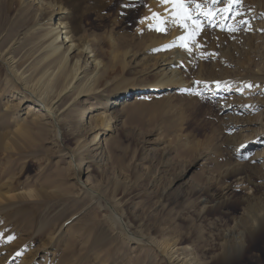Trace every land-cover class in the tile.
I'll use <instances>...</instances> for the list:
<instances>
[{
	"label": "rangeland",
	"instance_id": "1",
	"mask_svg": "<svg viewBox=\"0 0 264 264\" xmlns=\"http://www.w3.org/2000/svg\"><path fill=\"white\" fill-rule=\"evenodd\" d=\"M43 1L79 14V0ZM23 2L0 0V52L35 19L36 6ZM104 3L89 1L90 20L82 28L91 40L124 41L118 54L130 50L129 67L116 66L118 72L99 84L98 94L61 98L58 129L52 120L40 126L35 115L27 117L30 103L18 105L23 94L29 97L23 84L0 80V138L20 149L0 152L6 197L0 251L13 255L8 264L24 259L28 264H175L156 246L171 241L184 248L178 259L264 264V187L258 184L264 178V0H237L230 19L242 24L235 31L205 26L199 17L196 44L201 47L188 42L191 54L179 47V37L187 35L179 23L159 24L160 31L156 19L141 25L154 13L172 14L171 0H121L114 10ZM184 3L193 9L191 0ZM126 12L139 16L127 22ZM32 44L26 38L14 47L17 60L29 57ZM174 54L179 55V83L133 94L123 108L107 105L119 90L154 80L152 74L137 78L129 70L153 68L162 55ZM33 58L24 69L34 66ZM7 69L0 62V79ZM100 111L110 115L112 131L100 129L95 120ZM98 130L103 153L91 148ZM76 165L88 168L81 180ZM87 180L96 195L82 190ZM235 227L240 234L232 237ZM228 239L238 252L224 261Z\"/></svg>",
	"mask_w": 264,
	"mask_h": 264
},
{
	"label": "bare ground",
	"instance_id": "2",
	"mask_svg": "<svg viewBox=\"0 0 264 264\" xmlns=\"http://www.w3.org/2000/svg\"><path fill=\"white\" fill-rule=\"evenodd\" d=\"M89 1L90 0H79V14L74 17L71 15V11L61 4L53 3L46 5L43 0H24L23 6L30 7L31 5L32 7L33 4L36 6L34 9L35 19L33 23H31L32 25L26 29L25 33L22 32L23 34L18 37L12 47L8 48L4 52H0L1 65L5 69L6 67L8 68L7 73L0 80H7V82H11L12 84L15 83L14 85H17V83L23 84L24 92H26L29 97L23 94L20 97L18 105L20 106L22 104L30 103L27 111V117L31 116L30 118H32V116L35 115V119H33V121L37 123V125L47 126L49 124L48 120H52L55 128L58 129V110L56 104L61 100V98L73 92L76 94V100L82 94H98L101 92L98 88L99 84L101 82H109L118 72V70H116V66H121L123 71L125 68L127 69L129 67V62H127V60L131 54L130 50L125 51L122 55L123 57L118 54V51L126 46L124 41L118 40L113 36L91 40L82 28V24L86 26L90 20ZM220 1L221 0L213 6L212 11L214 14L216 13V15H213L211 19L219 21L223 17L226 23L230 21L229 25H235L236 28H238L242 23H239L238 21L233 23L232 18L230 19L234 8L237 6V0H234L232 5H228L226 0L221 4ZM120 2L121 0H107V3H104L103 6L109 10H114L118 8ZM197 3L204 4L203 0H191L192 8H194ZM224 8H228L229 11L227 13L222 12L221 10ZM166 9L168 10V8ZM202 10L207 11L205 9ZM171 13L172 14L167 12L159 13L156 21L162 20L163 24H174L172 23L173 12ZM124 15L127 22H132L139 16L138 13L135 12L132 14L130 12H126ZM151 17L152 16L144 17L141 21V25L144 26L145 24L152 23L154 19ZM201 18L206 20L204 24L207 26L209 18ZM216 28L221 29L220 27ZM26 38H30V41L33 43L29 57L17 60L14 55L16 52V48L14 47ZM105 47H108L109 51L104 52ZM103 49L104 51H102ZM37 52H39V54L35 56V53ZM32 58L34 66H31L30 63L28 65V68L29 66L30 68L28 70L27 68L24 69L26 64ZM178 58L179 55L175 54L171 58L162 55L160 59L154 63L153 68H133L129 70L130 74L136 75L137 78L152 74L154 80L151 82V85L148 86L132 87L123 91L119 90L114 98L108 99L107 105H110L112 108H123L129 104L127 99L133 94L158 92L161 90L160 87L164 83H179V73L176 71ZM233 97L234 95H230V99ZM109 117L110 115L106 116L104 112L101 111L95 115V120L99 123L100 129L104 133L112 131V121H109ZM96 128H98V126H96ZM100 134L101 133L98 130L93 141H91V148L92 151H100L99 153H103L106 152V147L103 143L102 145H98V143L101 142V139H98ZM255 144L258 145L259 141L255 142ZM28 147L30 146L28 145ZM15 150L20 151L15 141L7 140V138L3 136L2 139L0 138V152L9 153ZM76 168L77 179L81 180L85 171L88 173V168L85 169L79 166ZM4 175H10L9 169L5 168ZM12 177L13 176L11 175L10 178ZM2 179L3 177L0 178V180ZM236 179L241 180L242 177L238 176ZM258 184L259 186L264 187V178ZM89 185L90 182L88 180L81 185L84 193L90 194L94 192ZM11 189L12 188H10V190ZM2 191H4V189L0 186V211L4 210L3 208L1 209V207L3 206L4 200H6ZM213 202H215V200ZM214 205L215 204L212 206ZM244 215L248 216L250 214L246 212ZM254 228L255 225L252 221V223L248 225V236H252ZM236 233L240 234V231L235 227L230 236L233 237ZM127 240L140 242V240L133 239L128 235ZM232 242H234L232 239H228L226 240V243H224V247L221 252L222 259H224V261L231 258L233 255H236L238 252V249H236L237 246L233 245L235 242ZM229 243L231 245H228ZM156 246L160 248L159 250H162L165 253L164 255L167 259L169 258L171 262H175V264H199L196 258L178 259L177 253L179 254V251L184 248L178 247L177 242L175 243L170 241L166 244L157 243ZM5 251H7L6 248L0 251V264H8L13 258L11 253H6ZM22 264L28 263L27 261L25 262L24 259Z\"/></svg>",
	"mask_w": 264,
	"mask_h": 264
},
{
	"label": "snow or ice",
	"instance_id": "3",
	"mask_svg": "<svg viewBox=\"0 0 264 264\" xmlns=\"http://www.w3.org/2000/svg\"><path fill=\"white\" fill-rule=\"evenodd\" d=\"M161 3H167L169 0H160ZM219 0H211V4H195V7L189 11L188 6L184 3V0H171L172 7H173V18L172 23H179L182 28H185L187 30L186 36L179 37V40L181 43L179 44V47L186 49L189 54L192 52V48L189 47L188 42H190L192 45H195L196 47H201V45L196 44V36L199 34L201 29L200 19L199 17H205L208 19V26H216L220 27L221 30H227V31H235L236 26L235 25H228L225 21V19L222 17L219 21H216L214 19H211V17L214 15L212 11V7L218 3ZM228 5H232L234 0H226ZM207 8V11H203L202 9ZM224 13H227L229 11L228 8H224L221 10ZM153 19H158L157 14H153ZM163 21H158V25L156 30L160 31L162 30L159 27V24H162ZM244 23H247L246 21ZM173 44L167 45L165 47H172ZM196 83H200L197 81ZM219 86V85H217ZM248 87H251L250 85ZM199 95V93H196Z\"/></svg>",
	"mask_w": 264,
	"mask_h": 264
}]
</instances>
